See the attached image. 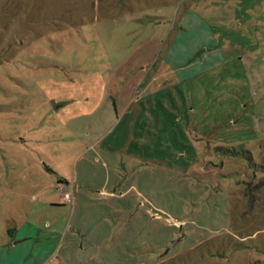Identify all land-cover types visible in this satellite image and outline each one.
Segmentation results:
<instances>
[{"label":"rangeland","instance_id":"374dc122","mask_svg":"<svg viewBox=\"0 0 264 264\" xmlns=\"http://www.w3.org/2000/svg\"><path fill=\"white\" fill-rule=\"evenodd\" d=\"M19 1L0 243L29 218L44 264H264V0Z\"/></svg>","mask_w":264,"mask_h":264},{"label":"crops","instance_id":"0c3cea01","mask_svg":"<svg viewBox=\"0 0 264 264\" xmlns=\"http://www.w3.org/2000/svg\"><path fill=\"white\" fill-rule=\"evenodd\" d=\"M54 186L56 190H61L60 204H67L63 203L62 195L70 190L73 202L72 189L67 186L65 180L58 179ZM4 223L6 226L4 233L8 239L6 242L0 243V264H44L49 249V254L53 252V255L60 250V246L55 250L52 248L49 236L39 230L38 223L31 222L29 218L27 222L23 220L19 226L17 225L14 231L9 222L4 221ZM60 262H62V258L59 257L57 264H60Z\"/></svg>","mask_w":264,"mask_h":264},{"label":"built area","instance_id":"2783aa9c","mask_svg":"<svg viewBox=\"0 0 264 264\" xmlns=\"http://www.w3.org/2000/svg\"><path fill=\"white\" fill-rule=\"evenodd\" d=\"M71 197H72L71 190L65 192V193L62 195V201H63V203H67V204L72 203V198H71Z\"/></svg>","mask_w":264,"mask_h":264},{"label":"trees","instance_id":"16d2710c","mask_svg":"<svg viewBox=\"0 0 264 264\" xmlns=\"http://www.w3.org/2000/svg\"><path fill=\"white\" fill-rule=\"evenodd\" d=\"M20 1H21V0H20ZM20 1H19V2H20ZM17 4H18V3H16V5H17ZM16 5L13 7V9H17V10H19L21 7H18V6H16ZM25 22H26V23H30V21H29V20H26V19H25Z\"/></svg>","mask_w":264,"mask_h":264}]
</instances>
